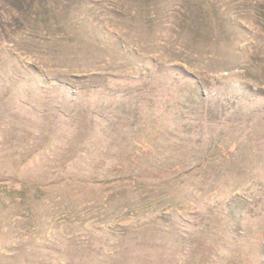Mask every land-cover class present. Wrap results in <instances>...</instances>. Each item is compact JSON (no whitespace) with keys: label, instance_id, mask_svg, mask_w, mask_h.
I'll use <instances>...</instances> for the list:
<instances>
[{"label":"rangeland","instance_id":"obj_1","mask_svg":"<svg viewBox=\"0 0 264 264\" xmlns=\"http://www.w3.org/2000/svg\"><path fill=\"white\" fill-rule=\"evenodd\" d=\"M0 264H264V0H0Z\"/></svg>","mask_w":264,"mask_h":264}]
</instances>
